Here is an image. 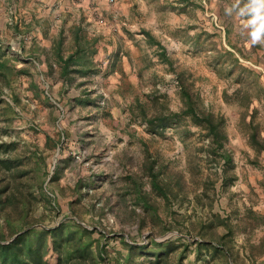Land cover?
<instances>
[{
  "label": "rangeland",
  "instance_id": "1",
  "mask_svg": "<svg viewBox=\"0 0 264 264\" xmlns=\"http://www.w3.org/2000/svg\"><path fill=\"white\" fill-rule=\"evenodd\" d=\"M47 2L52 34L68 18L67 51L74 24L98 38L94 58L102 71L61 84L59 71L47 76L31 53L34 45L50 49V38L31 30L0 41V62L8 60L0 74V187L14 196L0 206V228L11 235L9 213L16 231L75 219L105 233V264H264V153L250 143L256 127L264 138V0ZM41 3L38 14L45 13ZM145 29L173 66L161 60ZM180 71L201 107L224 118L232 163L218 161L206 131L190 121L152 131L139 115L142 105L150 115L182 109ZM86 94L91 103L76 101ZM150 160L170 193L153 192L144 206L129 190L138 173L151 190ZM215 216L233 228L226 239L233 257L197 243L202 237L216 243L229 231L210 226ZM125 241L149 247L132 250Z\"/></svg>",
  "mask_w": 264,
  "mask_h": 264
},
{
  "label": "trees",
  "instance_id": "2",
  "mask_svg": "<svg viewBox=\"0 0 264 264\" xmlns=\"http://www.w3.org/2000/svg\"><path fill=\"white\" fill-rule=\"evenodd\" d=\"M68 18L62 22L61 29L57 36L51 40L52 45L50 49L34 45L32 48V55L40 64H45L48 68L46 70L47 76H54L55 72L59 71V78L62 80L61 84H73L79 76L86 77L90 74H98L102 71L97 68V62L94 56L98 53L97 43L98 38H90L84 33L82 25L74 24L72 30V38L69 41L71 50L67 51L65 41L67 40L66 25ZM146 38L151 44L159 47L158 53L162 61L170 62L167 49L164 45L156 39V37L148 30H142ZM69 40V39H68ZM42 54L46 56L43 57ZM8 60L0 62V74H6ZM235 63H240L239 58L234 59ZM114 66V64H112ZM110 66V68L112 67ZM23 73H32L29 70H22ZM177 80L180 86V95L183 102V107L180 111L173 112H153L149 114L147 109L142 105L140 114L142 119L146 121L152 131H162L167 126L172 125L179 127L185 120L190 121L193 125H197L200 129L206 131L208 136L209 147L218 156V161L223 160L224 163L230 164L233 158L228 153L225 147L227 135L224 129V118L215 114L212 111L205 110L201 107V98L195 94L191 85L188 83V78L185 71L177 72ZM80 82V81H79ZM78 82V83H79ZM33 84H41L40 82H33ZM85 84V82H80ZM86 97V99H84ZM76 101L79 103H91L93 100L88 94L86 96H76ZM252 126L254 127L253 121ZM255 128V127H254ZM185 132H188L185 130ZM51 136L47 138V143L51 141ZM61 140L56 142V145ZM250 143L260 153H264V138L259 135L257 127L252 130L250 134ZM156 162L150 160L146 163V174L149 177L151 190H144V183L140 180V173L131 175L134 181L129 193H135L136 200L140 203L148 205V199L153 192L158 195H163L165 198L169 197L170 185L169 182L161 177L162 170L156 167ZM223 185H228L227 169H223ZM135 176V177H134ZM52 179H57V172L54 173ZM51 179V180H52ZM128 190V189H127ZM44 195L48 196L46 193ZM51 198L50 196H48ZM9 194L0 187V206L6 207L9 202H12ZM26 201V200H25ZM49 202H52L49 200ZM9 237L6 235L4 228H0V264H105L109 263L108 254L101 243V238L105 237V233L97 229H90L84 224L75 219H66L60 224L53 227L35 226L34 223H29L22 230L16 231L12 228L11 214L7 215ZM217 223L228 227L229 231L222 234L220 238L211 241L207 237H202V240L197 241L201 247H213L214 252H221L222 254L234 255L233 248L228 244L227 237L233 233V228L227 218L215 216L210 222ZM24 230V231H23ZM18 236L13 238L16 234L21 232ZM99 231V237H93L95 232ZM13 238V239H12ZM156 246H161L162 242L153 240ZM170 242H168L169 244ZM125 244L132 250L148 248L147 245H133L125 241ZM159 251V248L156 249ZM155 251V250H154ZM160 252V251H159ZM155 253V252H152Z\"/></svg>",
  "mask_w": 264,
  "mask_h": 264
},
{
  "label": "crops",
  "instance_id": "3",
  "mask_svg": "<svg viewBox=\"0 0 264 264\" xmlns=\"http://www.w3.org/2000/svg\"><path fill=\"white\" fill-rule=\"evenodd\" d=\"M37 0H0V41L12 38V42L19 40L23 33H31L40 38L52 39L54 35L51 31V22L47 17L48 2L45 5L41 3L44 14H38L35 8ZM45 15L44 17H42ZM61 22V21H60ZM48 23V27L45 24ZM51 23V24H50ZM38 24V25H37ZM62 26V24H61ZM37 29L38 33L34 30ZM46 40V39H45ZM9 53V50H8ZM4 54L3 48L0 49V55Z\"/></svg>",
  "mask_w": 264,
  "mask_h": 264
},
{
  "label": "built area",
  "instance_id": "4",
  "mask_svg": "<svg viewBox=\"0 0 264 264\" xmlns=\"http://www.w3.org/2000/svg\"><path fill=\"white\" fill-rule=\"evenodd\" d=\"M115 1H116V0H109V2L112 3V4L115 3Z\"/></svg>",
  "mask_w": 264,
  "mask_h": 264
},
{
  "label": "water",
  "instance_id": "5",
  "mask_svg": "<svg viewBox=\"0 0 264 264\" xmlns=\"http://www.w3.org/2000/svg\"><path fill=\"white\" fill-rule=\"evenodd\" d=\"M20 233H22V232H19V233H18V234H16V235H15L13 238H15L16 236H18ZM13 238H12V239H13Z\"/></svg>",
  "mask_w": 264,
  "mask_h": 264
}]
</instances>
